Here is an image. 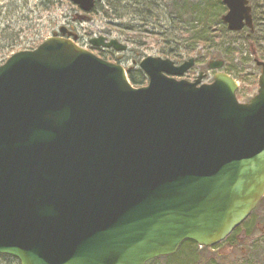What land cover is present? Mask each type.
<instances>
[{
  "label": "water",
  "instance_id": "1",
  "mask_svg": "<svg viewBox=\"0 0 264 264\" xmlns=\"http://www.w3.org/2000/svg\"><path fill=\"white\" fill-rule=\"evenodd\" d=\"M91 13L99 0H71ZM250 0H223L231 33L253 30ZM0 66V255L20 264H147L191 241L224 242L264 197V63L237 100L219 71L148 57L134 88L60 30ZM92 47L124 52L100 37Z\"/></svg>",
  "mask_w": 264,
  "mask_h": 264
},
{
  "label": "rangeland",
  "instance_id": "2",
  "mask_svg": "<svg viewBox=\"0 0 264 264\" xmlns=\"http://www.w3.org/2000/svg\"><path fill=\"white\" fill-rule=\"evenodd\" d=\"M107 1L101 0L93 13L85 15L71 0H0V66L17 52L37 48L58 33L62 27L75 34L77 36L75 42L87 50H90L89 41L94 37L104 36L118 40L127 47L125 52L119 53L106 49L91 51L109 62L120 64L127 70L134 67L138 69V64L146 57L166 59L163 53L179 44H183L182 51L187 47V39L178 30V22L168 8L163 6L156 9L154 12L156 20L151 21V24L145 28L141 24V18L133 15L134 8L131 7L124 22L142 27L143 32L122 34L116 28L119 22L111 21L104 12L107 9ZM204 3L209 18L216 20L218 14L226 13L222 10L224 7L222 0H204ZM251 6L254 19L252 39L257 51L262 55L264 53V0H252ZM154 31L155 34H153ZM248 32L246 29L237 34L224 35L223 40L214 45L215 47L199 46V51L204 53L224 52L218 58L224 62L227 60L229 66H235L234 69L232 67L230 76L237 81L239 86L237 97L241 103L249 102L257 94L260 69H256L255 61L264 62V59H256L251 52L247 42ZM130 40L135 43L139 41V44H132ZM229 50L233 51L234 56L225 57ZM209 62L210 59L205 62H196L195 67L182 78L194 81L201 72H204L208 76L202 82L210 84L217 71L207 68ZM222 72H225V66ZM242 229L246 231L245 236L241 235ZM236 234L243 236L236 245L228 247L230 243L227 244V241L221 243V246H227L221 247L220 250L223 256L229 258L228 264H264V203L236 231ZM0 264L19 263L0 257Z\"/></svg>",
  "mask_w": 264,
  "mask_h": 264
},
{
  "label": "trees",
  "instance_id": "3",
  "mask_svg": "<svg viewBox=\"0 0 264 264\" xmlns=\"http://www.w3.org/2000/svg\"><path fill=\"white\" fill-rule=\"evenodd\" d=\"M163 6L168 8L171 15L175 17V20L178 22V30L187 39V47L184 51H182L183 44H179V46L169 49L168 52L164 51L165 53L163 54L166 58L171 59L176 64H181L192 57H194L198 63L205 62L207 59H210V61L213 59L219 60L218 57H221L224 52L215 51L214 53H204L199 51V46H214L220 43L223 40V36L229 35L230 32H228L226 26L222 22V15L218 14L216 20L207 17V9L204 0L197 2H191L190 0H108L106 4L107 9L104 12L111 21L119 22L116 24V28L120 33L133 32L140 34L143 32L142 27L124 22L130 8H134L133 15L140 17L141 24L147 28L151 24V21L156 20L154 14L155 10ZM222 10L226 12L224 7ZM252 33L253 32L249 31L247 35V42L250 45V50L253 52L256 59H264V53L260 55L257 51L255 42L252 39ZM153 34H155V31ZM130 42L132 44L135 43L131 40ZM135 44L138 45L139 41ZM167 45H169V43ZM226 56H234L233 51L229 50L225 57ZM225 62V72L231 75L235 66H229L227 60ZM256 69L259 70L257 66ZM128 78L134 87L144 86L147 82L145 74L140 69H129ZM226 241L227 244L230 243L228 247L236 245L237 242L236 239L234 240V236L229 237ZM221 247L224 248L227 246L223 247L220 244L212 249H200L194 242L186 241L174 256L160 258L148 264H228L229 258L221 254ZM0 257L15 261V259L7 256Z\"/></svg>",
  "mask_w": 264,
  "mask_h": 264
},
{
  "label": "flooded vegetation",
  "instance_id": "4",
  "mask_svg": "<svg viewBox=\"0 0 264 264\" xmlns=\"http://www.w3.org/2000/svg\"><path fill=\"white\" fill-rule=\"evenodd\" d=\"M262 203H264V199L261 200V202H260L259 205H261ZM240 232H241V235H243V236L246 235V231H245V230L242 229ZM234 234H235V233H234ZM243 236H242V237H243ZM242 237H240L239 234H235V235H234V240L236 239L238 242H240V240H241Z\"/></svg>",
  "mask_w": 264,
  "mask_h": 264
}]
</instances>
